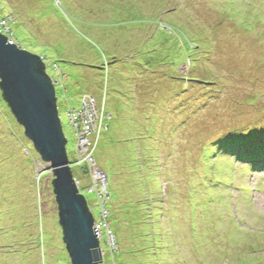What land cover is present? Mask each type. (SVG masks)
I'll use <instances>...</instances> for the list:
<instances>
[{
	"label": "rangeland",
	"instance_id": "374dc122",
	"mask_svg": "<svg viewBox=\"0 0 264 264\" xmlns=\"http://www.w3.org/2000/svg\"><path fill=\"white\" fill-rule=\"evenodd\" d=\"M244 1L232 19L222 0H0L1 14L22 19L9 25L1 20L3 31L41 56L58 81L57 110L72 161L85 149L83 139L76 143L69 109L80 108L85 92L96 96L95 103L106 95L109 128L96 149L86 151L108 174L113 198L104 219L117 232L125 257L120 264H264V0ZM152 14L172 17L192 34L205 33L195 70L179 57L198 45L187 43L186 33H169ZM171 54L180 63L175 78L164 73L174 67ZM182 74L195 80H182ZM160 120L166 133H158ZM24 131L0 91V245L6 252H0V264H71L55 175ZM219 142L225 143L216 150L219 166L211 158L207 166L205 156ZM89 159L84 161L100 191ZM78 163L73 174L86 186ZM155 171L153 187L166 216L161 234L154 221L134 219L141 207H152L145 178ZM165 172L175 179L167 180ZM93 191L90 185L81 192L101 222L109 213L99 207L104 192L98 197ZM110 226L99 231L100 264H111L119 250ZM21 237L13 260L6 250L15 244L8 241Z\"/></svg>",
	"mask_w": 264,
	"mask_h": 264
},
{
	"label": "water",
	"instance_id": "95a60500",
	"mask_svg": "<svg viewBox=\"0 0 264 264\" xmlns=\"http://www.w3.org/2000/svg\"><path fill=\"white\" fill-rule=\"evenodd\" d=\"M54 84L42 57L10 42L0 31V89L27 138L55 175L53 193L70 263L100 264L103 254L95 218L71 169Z\"/></svg>",
	"mask_w": 264,
	"mask_h": 264
},
{
	"label": "trees",
	"instance_id": "16d2710c",
	"mask_svg": "<svg viewBox=\"0 0 264 264\" xmlns=\"http://www.w3.org/2000/svg\"><path fill=\"white\" fill-rule=\"evenodd\" d=\"M222 2L224 3V7H227V8H229V9H231L230 11H229V13L231 14V18L232 19H234V17H235V15L236 14H238V13H236V10L239 8V7H244L245 5H247V3H246V1H242V0H239L238 2L237 1H235V0H222ZM1 9H2V7H0ZM3 10V9H2ZM40 13V12H39ZM42 14H46L45 12H41ZM47 14H48V12H47ZM2 15H3V17H2ZM10 15H11V13H6V15H4V14H1L0 13V27H1V31L3 32V33H5L4 31H3V29H4V26H3V24L1 23V20H5V23H7V25H9L10 23H12V22H16L18 19V17H20L19 15H18V17H16V19L14 18L13 20H12V17H10ZM40 15V14H39ZM128 15V14H127ZM153 16H155L156 18H158V19H160V21H159V24L161 25V23H163L164 24V27H162V28H164L165 30H167L169 33H171V32H175L176 34H184V33H186V42L188 43V42H190V45L191 44H194V45H198V48H193V49H191L190 51H189V53H187V54H184L181 58L178 56L179 55V53H177V56L179 57V59H180V61H182L183 59H184V62L183 63H186V61H188L189 62V65H190V69H192V70H195L196 68H197V66H198V56H199V51L201 50V48H200V44L202 43V38H206V35H205V33H203V32H201L200 30V32L199 33H195V34H192L191 33V31H190V29H189V27L186 25V24H179L178 22H176L175 20H173V18L172 17H167V16H165V15H161V14H158V15H155V14H152ZM6 16H8V17H6ZM124 16V15H123ZM10 17V18H9ZM23 17H26V18H28V16L25 14V15H23ZM163 18L164 19H166V20H169V23H167L166 21H164L163 20ZM20 20H22L21 19V17L19 18ZM158 19H156V20H158ZM240 20H242V18H240ZM164 22H166V23H164ZM6 34H8V32H6ZM11 37L14 39V41H15V44H17L19 47H21L22 48V46L23 45H20V43L14 38V36H13V33H12V35H11ZM10 37V38H11ZM201 42V43H200ZM24 49V48H23ZM179 50H178V48H177V52H178ZM172 56H169L168 57V59L170 60V62L174 59V61H173V66L174 67H172V64H171V68L168 66L167 67V69L166 70H164V73H165V75H169V76H171L172 75V77L173 78H175L174 76H178V74H181L180 73V70H178V66L180 65V63L178 62V60H177V56H174L173 54H171ZM186 56V57H185ZM185 57V58H184ZM161 62H164V60L162 61L161 60ZM145 65H148V63L147 64H145ZM155 64H153V63H149V66H151L152 68H153V66H154ZM160 65H158L157 67H159ZM157 67H155L154 68V70L157 68ZM142 69V68H141ZM167 73H169V74H167ZM183 75V74H182ZM182 80H186V81H188V80H195L194 78H187L186 77V75L184 74L183 76H182ZM0 91H1V93H2V90L0 89ZM177 91V90H176ZM86 93V92H85ZM84 94V93H83ZM91 95H93V94H91ZM95 98H96V96L95 95H93ZM2 97H3V93H2ZM98 99L100 98L101 100H99L100 101V103H101V105H102V109H103V112L105 113V115H104V118H103V121H102V123H101V129L103 130V129H108L109 128V126L107 125V120H111L112 119V115H108L107 113H106V95L104 94V95H102L101 97H97ZM3 99H4V97H3ZM146 100H148V98L146 99ZM4 101H5V99H4ZM6 102V101H5ZM7 103V102H6ZM138 105L137 104H135L134 103V107H137ZM9 107V106H8ZM148 108V109H147ZM146 108V110H150V107H147ZM10 109V108H9ZM170 111V110H169ZM173 111V110H172ZM150 112V111H149ZM151 114H149V115H147V116H151V115H153V113L152 112H150ZM148 114V113H147ZM169 116H172V113L169 115ZM140 117L142 118V116L140 115ZM172 117H174V118H176L175 117V115H174V113H173V116ZM179 117V116H178ZM172 120V119H171ZM216 120V119H215ZM177 121V120H176ZM217 121V120H216ZM166 123H164V120H160V122L158 123V128H160V132H158V133H160V134H162V133H164V131H165V133H166V130L163 128L164 127V125H165ZM176 124V123H175ZM214 124L215 123H213V126H214ZM177 125V124H176ZM179 125V124H178ZM102 130L100 131V133H97L96 135H95V137H96V140H97V142H96V144L94 143V148L96 149V146H97V144H98V142H99V138H100V135H101V132H102ZM224 144L225 143H221V142H219L217 145H215V144H212V145H214V146H216V147H210V157L209 156H205L206 158H207V160H205L204 159V161H205V164L207 165V166H209L208 165V163H209V161H210V158H211V163L210 164H212V166H214V165H216L217 167L219 166V163H220V161H219V155H220V153H216V150L218 151V149L221 147H223L224 146ZM224 150V149H223ZM142 151V152H141ZM143 151H144V153H145V151H148V149L145 147V148H139V149H137V157H138V154L140 155V154H142L143 153ZM94 154V153H93ZM225 155V154H224ZM146 156V155H145ZM154 158H157V157H155L154 156ZM94 160H95V157H94ZM95 162H96V160H95ZM157 162V161H156ZM167 162V161H166ZM86 162H81V163H78V164H82L81 166H80V173H81V176L83 177H86L87 178V180H88V182H89V184L88 185H86V186H84L83 185V183H82V178L78 175V176H75L76 178H77V180H78V182H79V185H80V190L82 191V189H84V188H88L90 185L91 186H94V181H93V178H92V170L90 169V167L88 166L89 164H85ZM74 164H77V163H75L74 162ZM74 164H72V165H74ZM101 169V168H100ZM103 170V169H102ZM104 171V170H103ZM105 172V171H104ZM166 174H164V176H165V178L168 180V179H175L174 177H172V175L171 176H169V174L167 173V172H165ZM105 174L107 175V177H108V174L105 172ZM196 174V173H195ZM180 176V175H179ZM146 180H147V182H146V187L148 188V190L151 192V195H152V197H153V204H152V207L150 208L149 207V205L147 204L146 205V207L143 209L142 207H141V211L140 212H138L137 211V213H136V216H135V220L138 222V224H139V222H143V221H154V224H156V227H158V230L157 231H155L157 234H161V230H164L163 229V218H166V216L164 215V213L165 212H163L162 211V208L160 207V206H162V200L161 199H157L158 198V194H160L159 193V191H158V188H157V190L156 191H158L156 194H153V191H155L154 190V185H157L158 184V175H157V172L155 171V172H153V174H151L150 176H148L147 178H145ZM189 180H191L190 181V183L192 182V178H190V177H188V179H187V177L185 178V181H189ZM182 182V181H181ZM140 190V193H139V195H141V196H144V192H143V190H144V187H142V188H140L139 189ZM155 191V192H156ZM93 192H97V195H98V197H101L100 196V194H98V192H99V189H97V190H95V191H93ZM100 192H104V191H101V188H100ZM83 193V192H82ZM107 194H108V196H107ZM108 198H110V199H108ZM113 198V195H112V193H111V191L109 190V187L107 186V192H104V194H103V199H100V202H99V207H102V208H105L106 210H107V212H109L108 213V215L107 216H105V218H107L108 219V217H109V215H110V211L106 208V203H107V201H109V200H111ZM98 199V198H97ZM108 199V200H107ZM144 199V198H143ZM152 202V201H151ZM158 202H160V204L158 203ZM118 200L116 201V204H115V206H118ZM196 204V203H195ZM149 208V209H148ZM194 209H195V207H194ZM102 212V210H100V213ZM102 215H103V213H102ZM107 219L105 220L106 222H105V224H108L109 226H110V224H109V222L107 221ZM100 220H101V222L103 223V220H104V218H103V216H101L100 217ZM97 221V223H100L98 220H96ZM139 226V225H138ZM110 228H111V231L113 232V235L115 236V241H116V244H118V248H119V250L117 251V252H114V254L112 255V260H111V264H113V262H114V260L116 261V263L117 264H120V262L122 261V259L124 258L125 259V257L122 255V249L120 248L121 246H120V244H119V240H118V236H117V232L116 231H114L113 229H112V227L110 226ZM1 231H2V228L0 229V235H1ZM150 233V232H149ZM13 234H11V235H8V236H12ZM6 239L8 240V238L6 237ZM0 240H2V239H0ZM22 242H24V240L22 239V237L20 238V240H18V241H13V242H11V241H8V246L9 245H13V243L15 244V249L14 248H11V247H9V249H7L6 251L8 252L7 253V255H11L10 257L11 258H13V260H14V253H16V249L20 246V243H22ZM151 244V243H150ZM5 251V249H3L2 248V245H0V252H4ZM4 254H6V252H4ZM122 258V259H121ZM150 263H152V262H150ZM122 264H128V263H123L122 262ZM134 264V263H133ZM157 264V263H156Z\"/></svg>",
	"mask_w": 264,
	"mask_h": 264
},
{
	"label": "built area",
	"instance_id": "2783aa9c",
	"mask_svg": "<svg viewBox=\"0 0 264 264\" xmlns=\"http://www.w3.org/2000/svg\"><path fill=\"white\" fill-rule=\"evenodd\" d=\"M98 111L94 97L84 94L81 98V108L79 110L70 109L68 113L71 126L79 139H83L82 147L85 151L82 153L85 154L84 160H86V157H90L89 162L93 160L91 153L86 151L91 146L89 135L101 127L102 115H98ZM95 176L100 181L104 179V175L100 172L96 171Z\"/></svg>",
	"mask_w": 264,
	"mask_h": 264
},
{
	"label": "clouds",
	"instance_id": "9594fccd",
	"mask_svg": "<svg viewBox=\"0 0 264 264\" xmlns=\"http://www.w3.org/2000/svg\"><path fill=\"white\" fill-rule=\"evenodd\" d=\"M4 29H5V26H4ZM6 30V29H5ZM1 31V30H0ZM2 32V31H1ZM7 32V31H6ZM3 33V32H2ZM3 34H6V33H3ZM8 37H9V40H10V42H12V43H14L15 44V41L12 39V38H10L11 36H9L8 34H6ZM41 57V56H40ZM43 59V58H42ZM46 70H47V68H46ZM48 73V72H47ZM49 75V74H48ZM52 78V77H51ZM53 79V78H52ZM53 81H55V84L54 85H56V83L58 82V81H56V80H54L53 79ZM55 91H56V89H55ZM85 94V93H84ZM84 94H82V96L84 95ZM82 96H81V98H82ZM92 97H94L93 95H91ZM56 97H57V101H58V96H57V92H56ZM94 99H95V97H94ZM95 102H96V100H95ZM97 104V106L98 105H100L101 103L98 101V103H96ZM8 105V104H7ZM10 108V107H9ZM80 108H81V106H80ZM79 108V109H80ZM78 109V110H79ZM102 109V108H101ZM11 110V109H10ZM70 110V109H69ZM76 110V109H75ZM103 110V109H102ZM12 112V111H11ZM68 113H69V111H68ZM13 114V113H12ZM14 115V114H13ZM103 118H104V115H102V120H101V123H102V121H103ZM68 120H69V115H68ZM62 124V123H61ZM69 124H70V120H69ZM70 126H71V124H70ZM71 128H72V130L75 132V130L73 129V127L71 126ZM102 129H101V127L98 129V130H96L94 133H92V134H90L89 135V140L92 142L91 143V146H90V149H92V148H94V143L96 144V142H97V140H96V137H95V135L97 134V133H100V131H101ZM75 134H76V132H75ZM66 137V136H65ZM76 137H77V139H76V143L78 142V136H77V134H76ZM66 139H67V137H66ZM68 141V140H67ZM90 152V151H89ZM88 153V152H87ZM93 152H91V157H92V161L93 162H95V160H94V156H93V154H92ZM84 156H85V154H83L82 152H81V154H78V160H76V161H72L71 159H70V157L68 156V158H69V161H70V163H71V169H72V164H74V162L75 163H78L77 161H79V162H85L84 161ZM92 163V162H91ZM86 164V163H85ZM93 165V164H92ZM95 169H94V172L95 171H97V172H100L101 174H103L104 175V179L102 180V181H100V180H98L97 178V180L99 181V183H101V191H104V192H107V191H105V189H107V181H108V177H107V175H105V173H103L104 171L102 170V169H100L98 166H97V164H96V162H95V165L93 166ZM103 171V172H102ZM94 174V173H93ZM74 175V174H73ZM95 176V174L93 175V177ZM96 177V176H95ZM94 177V178H95ZM74 178L76 179V182H77V184H78V186H79V189H80V185H79V182H78V180H77V178L74 176ZM95 179V180H96ZM97 180L95 181V183H98L97 182ZM94 181V180H93ZM105 181H106V183H105ZM92 188L94 189V190H97L96 189V185L94 184V186H92ZM98 188V187H97ZM81 192V191H80ZM82 193V192H81ZM84 194V193H83ZM98 194H100V191L98 192ZM107 196H108V194H107ZM89 206V205H88ZM90 208V207H89ZM90 210H91V208H90ZM92 211V210H91ZM105 214V213H104ZM103 216V215H102ZM58 218H59V216H58ZM103 218H105V216H103ZM106 219H104L103 220V223L102 222H100V223H97V221H96V219H95V227H96V229H97V232H98V236H99V239H100V230H101V225L103 226L104 225V223L106 222L105 221ZM105 221V222H104ZM101 244V243H100ZM66 248V247H65Z\"/></svg>",
	"mask_w": 264,
	"mask_h": 264
}]
</instances>
